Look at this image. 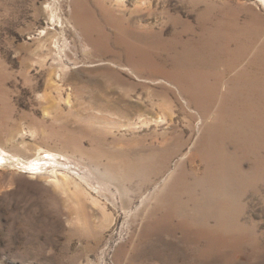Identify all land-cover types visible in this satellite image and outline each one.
I'll list each match as a JSON object with an SVG mask.
<instances>
[{"label": "rangeland", "instance_id": "1", "mask_svg": "<svg viewBox=\"0 0 264 264\" xmlns=\"http://www.w3.org/2000/svg\"><path fill=\"white\" fill-rule=\"evenodd\" d=\"M0 264H264V1L0 0Z\"/></svg>", "mask_w": 264, "mask_h": 264}, {"label": "bare ground", "instance_id": "2", "mask_svg": "<svg viewBox=\"0 0 264 264\" xmlns=\"http://www.w3.org/2000/svg\"><path fill=\"white\" fill-rule=\"evenodd\" d=\"M94 20H95V18H94ZM40 33H41V35H47V32L45 30L43 32H40ZM66 71H67V69H64L63 70V73H65ZM59 77H61V74L59 75ZM4 160H5V158L2 157L1 158V161H4ZM55 163L58 164L57 161H55ZM53 172H56V171H53ZM56 181H57L58 186L61 188V191L65 192V193H70V191L72 190V186H75V189H74V193L73 194H75L76 196H78L81 193L80 185H77L76 183H74L73 178L70 175L66 174V173L62 177L57 176L56 177ZM88 185H90V184H88ZM91 188H93V187H91ZM73 194H72V196H73ZM78 197H80V196H78ZM73 199H75V198H73Z\"/></svg>", "mask_w": 264, "mask_h": 264}]
</instances>
